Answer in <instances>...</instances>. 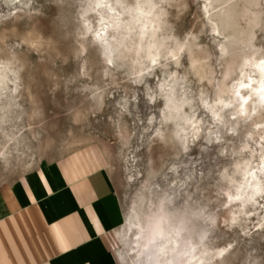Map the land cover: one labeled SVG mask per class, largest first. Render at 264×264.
<instances>
[{
    "label": "rangeland",
    "instance_id": "1",
    "mask_svg": "<svg viewBox=\"0 0 264 264\" xmlns=\"http://www.w3.org/2000/svg\"><path fill=\"white\" fill-rule=\"evenodd\" d=\"M94 1L0 0V182L95 144L123 264H147L170 234L185 253L168 264L198 250V264H264V103L249 64L264 62V0ZM143 1L157 18L139 35L128 20Z\"/></svg>",
    "mask_w": 264,
    "mask_h": 264
},
{
    "label": "crops",
    "instance_id": "2",
    "mask_svg": "<svg viewBox=\"0 0 264 264\" xmlns=\"http://www.w3.org/2000/svg\"><path fill=\"white\" fill-rule=\"evenodd\" d=\"M123 221L95 144L0 182V264H123Z\"/></svg>",
    "mask_w": 264,
    "mask_h": 264
},
{
    "label": "bare ground",
    "instance_id": "3",
    "mask_svg": "<svg viewBox=\"0 0 264 264\" xmlns=\"http://www.w3.org/2000/svg\"><path fill=\"white\" fill-rule=\"evenodd\" d=\"M95 3H94V5H96V6H99V5H101L102 4V1L101 0H96V1H94ZM105 3V2H104ZM112 8L111 7H109V9L108 10H111ZM151 9H152V6L150 5V2H148V1H143V2H137L136 3V8H135V10H134V13H132L131 15H130V17H129V20L128 21H130V23H131V25H135L136 23L138 24L137 25V28H138V34L139 35H141V34H144V31H145V29H147V28H150L151 26L153 27L154 26V24L156 23V13H151ZM116 11V10H115ZM102 12V11H101ZM150 13H151V15H150ZM100 14V13H99ZM101 15V18H100V21H103V20H107L106 22H108L109 23V25L111 24V26L113 27V26H115L117 23H115L114 22V20H115V18H114V15H112V14H110L109 12H107V14H105V15H102V14H100ZM148 15V16H147ZM100 17V16H99ZM117 18V17H116ZM117 22V21H116ZM127 22V21H126ZM130 23H128L129 24V26L128 25H126V26H128L129 28H127V29H130L131 27H130ZM103 24V23H102ZM106 24V23H105ZM126 24V23H125ZM107 25V24H106ZM125 26V25H124ZM106 28V27H105ZM122 29H123V27H122ZM125 29V28H124ZM132 29V28H131ZM106 36V35H105ZM153 35H151L150 34V37H152ZM121 38V37H120ZM153 39V38H152ZM152 42H153V40H152ZM149 46H151V42L148 44ZM153 46V45H152ZM150 47H148V49H149ZM147 49V50H148ZM147 53V55L151 58V59H149V60H152L153 59V57L157 54V53H153L152 51H151V49L149 50V52L147 51L146 52ZM146 56V55H145ZM249 63V62H248ZM250 65H252L254 68H255V70H257V72H258V75H259V80L256 82V84L255 85H251V91L253 92V95L254 94H256L257 95V97L256 98H258L259 99V101L261 102V103H264V92H262L261 91V87L262 86H264V62H251V63H249ZM6 71V70H5ZM5 73V72H4ZM2 75V74H1ZM3 77V76H2ZM7 78V77H6ZM246 82H242V83H240V84H238V87H240V88H243V86H244V84H245ZM234 91V90H233ZM237 92H238V90H237ZM243 92V91H242ZM251 94V93H250ZM15 97V96H14ZM257 99V100H258ZM243 101V100H242ZM262 105V104H261ZM240 106V105H239ZM264 107V106H263ZM183 115V114H182ZM185 116L186 115H184V118H185ZM181 118L183 119V117L181 116ZM180 118V119H181ZM191 119V118H190ZM190 119H186V121L185 122H189L190 121ZM192 121V120H191ZM193 122V121H192ZM186 124V123H185ZM191 124V123H190ZM190 124H188V126L187 127H189V125ZM192 127V126H191ZM190 127V128H191ZM183 129V128H182ZM180 131H182V130H180ZM15 133V132H14ZM185 135V134H184ZM247 171V170H246ZM245 171H244V168H243V173H244ZM246 174H247V172H246ZM255 184H256V182H255ZM255 184H254V182H253V185L255 186ZM254 186H252V187H254ZM257 186V185H256ZM255 186V187H256ZM130 217H131V221L134 223V225H135V227L137 226V227H139V228H142L143 226H144V222H143V215H142V213L139 211V213H138V211L133 207L132 209H131V215H130ZM164 221V220H163ZM161 224V223H160ZM159 224V225H160ZM173 226V225H172ZM165 228V227H164ZM162 229H163V226H162V228H161V226L160 227H157L156 226V229H155V232H156V234L159 236H161L162 235V233H166V231L165 232H163L162 231ZM164 230V229H163ZM166 230V229H165ZM156 234H155V239H156ZM183 237V236H182ZM158 239V238H157ZM161 241H159V242H157L156 243V248L155 249H157V251H155V252H159L160 254H158L157 255V257H153V259H149L148 261V263L147 264H168L167 263V261H168V259H169V257L171 258V256H169V253H171V254H173V252L174 251H179V254H181L184 250H183V248H182V245H180L179 244V241L176 239V237L175 236H173V235H171L170 234V236H168V235H165V236H162V239H160ZM152 241V240H151ZM152 242H150V244H151ZM154 245V244H153ZM198 246V245H197ZM143 247V246H142ZM154 247V246H153ZM181 247V248H180ZM145 248V247H144ZM143 248V249H144ZM146 248H148V246L146 247ZM186 250V249H185ZM189 250V249H188ZM196 250V249H195ZM141 251V250H140ZM192 251V250H191ZM146 252V251H145ZM198 252H199V250H198ZM198 252H195L193 255H191L190 257H187V258H185L184 260H182V262H181V264H185V263H187L188 262V264H198L199 263V259L201 258V257H199V255L198 254H200V253H198ZM177 253V252H176ZM175 253V254H176ZM184 253H185V251H184ZM187 253V252H186ZM188 253H190V252H188ZM192 253V252H191ZM190 253V254H191ZM179 254H178V256H179ZM188 256V255H187ZM175 257V256H174ZM172 259V258H171ZM178 260V259H177ZM176 260V261H177ZM170 261V260H169ZM172 261V260H171ZM170 261V262H171ZM179 261H181V258L179 259ZM140 263V262H139ZM172 263V262H171ZM179 263V262H178ZM180 264V263H179Z\"/></svg>",
    "mask_w": 264,
    "mask_h": 264
},
{
    "label": "snow or ice",
    "instance_id": "4",
    "mask_svg": "<svg viewBox=\"0 0 264 264\" xmlns=\"http://www.w3.org/2000/svg\"><path fill=\"white\" fill-rule=\"evenodd\" d=\"M247 101H245L246 103ZM233 119H235V117H233ZM193 127H195V125L193 124ZM237 199H239V197H237ZM233 223H235V221H233Z\"/></svg>",
    "mask_w": 264,
    "mask_h": 264
},
{
    "label": "clouds",
    "instance_id": "5",
    "mask_svg": "<svg viewBox=\"0 0 264 264\" xmlns=\"http://www.w3.org/2000/svg\"><path fill=\"white\" fill-rule=\"evenodd\" d=\"M261 91L264 92V86L261 87Z\"/></svg>",
    "mask_w": 264,
    "mask_h": 264
}]
</instances>
